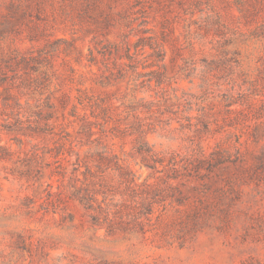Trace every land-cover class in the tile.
I'll return each mask as SVG.
<instances>
[{"label": "rangeland", "instance_id": "374dc122", "mask_svg": "<svg viewBox=\"0 0 264 264\" xmlns=\"http://www.w3.org/2000/svg\"><path fill=\"white\" fill-rule=\"evenodd\" d=\"M0 264H264V0H0Z\"/></svg>", "mask_w": 264, "mask_h": 264}, {"label": "trees", "instance_id": "16d2710c", "mask_svg": "<svg viewBox=\"0 0 264 264\" xmlns=\"http://www.w3.org/2000/svg\"><path fill=\"white\" fill-rule=\"evenodd\" d=\"M109 152H111L110 150H108V148H105V149H103V150H99L97 153L99 154V156L102 158V160L104 161V160H108L109 158H111V154L109 153ZM114 155H116V154H114ZM114 158H116L117 160V165H118V167L120 168V171H121V173L124 175V177H128V176H126V175H128L129 173H131V172H133V170L131 169V167H130V165H128V164H120V158L118 157V155H116V157L115 156H113ZM122 165V166H121ZM87 168V171L88 172H91L90 171V168L89 167H86ZM125 172H128V173H125ZM134 175H135V173H134ZM127 179H129V178H127ZM131 180V179H130ZM90 203L91 204H93V202L92 201H90ZM107 205H109V203L107 204ZM118 206H119V204H117ZM104 206H102V210H103V213H105V214H103V213H101V212H99V213H97V214H95V221L97 222V223H102L101 221V218H106L107 219V221H109V225L111 226V224L113 223V221H114V218H111L110 216H112V213H114L115 214V212H113V210L112 209H110V208H112V207H110V206H107V210L106 211H104ZM151 213H153V212H149V215L151 214ZM148 215V216H149ZM149 217H152V216H149ZM111 223V224H110Z\"/></svg>", "mask_w": 264, "mask_h": 264}]
</instances>
